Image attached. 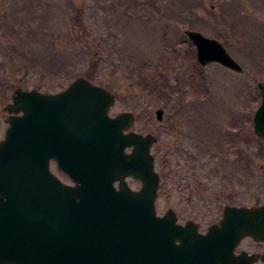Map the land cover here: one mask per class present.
I'll list each match as a JSON object with an SVG mask.
<instances>
[{"label": "rangeland", "instance_id": "obj_1", "mask_svg": "<svg viewBox=\"0 0 264 264\" xmlns=\"http://www.w3.org/2000/svg\"><path fill=\"white\" fill-rule=\"evenodd\" d=\"M186 28L219 39L250 78L198 63ZM78 77L114 95L109 115L133 114L125 130L157 136L159 214L172 207L204 231L227 203L264 202V139L252 121L264 0H0V139L2 104L17 86L54 92ZM157 84L163 91H152ZM263 245L248 236L239 244Z\"/></svg>", "mask_w": 264, "mask_h": 264}, {"label": "water", "instance_id": "obj_2", "mask_svg": "<svg viewBox=\"0 0 264 264\" xmlns=\"http://www.w3.org/2000/svg\"><path fill=\"white\" fill-rule=\"evenodd\" d=\"M185 33L201 64L243 69L218 39ZM257 87L253 128L264 139V81ZM12 98L6 109L23 113L5 117L0 139V264H236L229 253L243 237L264 241V202L225 204L205 232L178 222L172 207L157 214V136L124 132L133 114L109 115L114 95L103 86L78 77L56 93L17 87ZM51 157L75 185L50 170ZM127 175L141 186L131 188Z\"/></svg>", "mask_w": 264, "mask_h": 264}, {"label": "flooded vegetation", "instance_id": "obj_3", "mask_svg": "<svg viewBox=\"0 0 264 264\" xmlns=\"http://www.w3.org/2000/svg\"><path fill=\"white\" fill-rule=\"evenodd\" d=\"M136 4L138 5V3H136ZM154 9L155 10H160L161 8L160 7H155ZM215 63H216V61H215ZM242 65L243 64L241 63V66ZM242 67H243L242 70H235V69H232V68H229V69L231 71H233L234 73H238L239 72L240 74H243L244 76H247L248 78H250L249 74L244 69L245 67L244 66H242ZM62 90L63 89L56 90V91L59 92V91H62ZM56 91H54V92H56ZM12 94H13V91H12V93H10L9 97L7 99H5V102H3L2 108L4 110H5V106L11 102ZM19 112L21 113L22 111L20 110ZM7 115H8V113L5 110V113L2 114V118H3L4 122H5V124L3 126V133H4V131L6 129V126H7V122L5 121V117ZM68 135H70V131H69ZM64 137H65V133L62 130L61 134L60 133L58 134V139L59 138H64ZM37 163H38V161H37ZM48 163H49L50 170L59 179H61L63 182H65L67 184H74V180L71 178V176L68 174V172L65 171L64 169L58 167V161L54 157H51ZM41 169H42V167H41ZM37 174H38V171H37ZM129 179H133V178L132 177H127V181L128 182H129ZM41 181H42V176H41ZM258 242H262L264 244V241H258ZM174 243H179V239L177 237L174 239ZM183 249H185V248H183ZM229 254H231L229 256V258L232 257V259H230V260H234V259L238 260V262L236 264H264V245L263 246L252 247V248L236 246V247H234L232 249V253H229ZM217 259H219V258H217Z\"/></svg>", "mask_w": 264, "mask_h": 264}, {"label": "trees", "instance_id": "obj_4", "mask_svg": "<svg viewBox=\"0 0 264 264\" xmlns=\"http://www.w3.org/2000/svg\"><path fill=\"white\" fill-rule=\"evenodd\" d=\"M25 29L29 30V33H30V34H33V33H31V32H34V31H30V29H33L31 26H29L28 28H25ZM34 30H35V29H34ZM189 50H191V49L188 48L187 51L189 52ZM191 51H192V50H191ZM154 80H155V79H152V82H153ZM166 83H167V82H164V83H163V86H165ZM160 85H161V84H157L156 87L152 89V91L155 92V93H157L159 90H162V89L158 88ZM162 91H163V90H162ZM263 151H264V150H262V152H263Z\"/></svg>", "mask_w": 264, "mask_h": 264}]
</instances>
